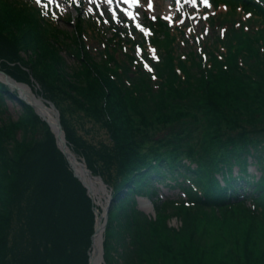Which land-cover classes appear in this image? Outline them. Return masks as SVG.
Listing matches in <instances>:
<instances>
[{
	"label": "rangeland",
	"instance_id": "374dc122",
	"mask_svg": "<svg viewBox=\"0 0 264 264\" xmlns=\"http://www.w3.org/2000/svg\"><path fill=\"white\" fill-rule=\"evenodd\" d=\"M165 1L162 0V7L156 4L151 10L150 2L146 0L144 7L152 17L172 16L173 10L166 7ZM234 16L222 17L219 24L223 28L211 27L207 31L205 27L199 32V42L194 46L198 54L194 57V65L188 66L179 60L181 55L187 59L188 54L194 56L192 48L180 49L172 45L170 48H176V56L170 57L168 44L158 43L157 54L164 67L159 68V63H154L152 69L160 81L151 83L128 70L126 87L134 98L141 96L138 104L132 100L133 109L123 113L129 124L120 118L113 123L107 122L99 108L104 102L102 89L70 71L74 68L72 60L61 55L66 67L63 66L60 73L53 65L41 60L24 30H14L11 25L1 23L0 72L42 97L39 82L31 77L28 85L21 76L17 77L18 82L7 72H11L10 66L16 60L37 75L50 99L42 98L52 101L70 139L92 165L94 173L100 175L107 195L113 201L117 175L133 166L121 165L119 157L123 153L138 151L140 157L148 158L156 152L168 155L173 144L180 145L179 139L184 140L179 146L182 153L188 152L189 148H194V153L203 150L208 154L217 150L222 152L231 147L238 149L244 143L264 149V21L250 13L247 19L240 20L238 13ZM59 29L70 35L73 25L59 24ZM59 39L70 43L62 36ZM88 49L93 57L100 59L97 52L102 48L95 40ZM11 50L15 52L14 56ZM200 54L206 57L207 70L214 71L213 66L225 65L232 78L218 73L214 75L215 83L210 73H205ZM170 58L193 80L200 79L197 86H193L192 80L191 86H183L175 79L181 90L178 93L187 98L154 92L158 89L157 83L163 82L164 78L171 82L168 77L175 70L168 63ZM233 65L250 66L251 83L240 82L234 77L230 72ZM201 73L202 78L197 79ZM206 77L213 81L209 87L214 85L217 96L204 91L202 82ZM142 83H146L147 88ZM8 88L20 97L16 90ZM117 109H114L115 113ZM0 110V122L5 123L0 126V264H88L87 253L95 224L90 198L89 202L76 203L75 192L71 191L67 198H72L73 204L62 203L56 217L53 205L58 199L52 195L55 186L49 182L53 177L54 162L48 159L52 158L53 144L56 145L54 137L48 136V130L51 132L48 125L39 121L33 112L34 117L29 111L21 115L17 102L5 97L1 99ZM182 164L189 165V162L184 160ZM247 165L253 182L264 176L263 162L248 160ZM233 173L237 174L236 167ZM245 182L241 185L252 189ZM175 183H181V180ZM165 184L166 181L161 183L158 190L154 188L157 191L154 195L133 200L134 211L147 215L151 220L149 226L125 219L123 202L109 209L111 212L103 232L105 264H264V215L254 217L245 213L249 207H242L245 214L236 217L196 208L188 212L195 211L197 219H186L183 209L169 210L174 211L172 214L161 209L163 213L156 215L153 205L161 204L156 198L164 203L182 198L179 191L168 190L170 195L164 194L161 199L158 194L166 192L162 188ZM250 203L251 199L246 200L247 206ZM259 203L264 204V197ZM159 219L162 224L158 223ZM52 224L53 228L50 227ZM77 226L82 241L78 247ZM56 228L62 231V245L55 250Z\"/></svg>",
	"mask_w": 264,
	"mask_h": 264
},
{
	"label": "trees",
	"instance_id": "16d2710c",
	"mask_svg": "<svg viewBox=\"0 0 264 264\" xmlns=\"http://www.w3.org/2000/svg\"><path fill=\"white\" fill-rule=\"evenodd\" d=\"M251 6L252 5L250 4L245 5L246 8H254ZM255 9L262 16V18H264V10L256 7ZM0 23L3 25H11V28L14 30H24L28 36L30 44L34 48V51L40 54L38 55L41 60L45 63L53 65L54 68L57 69L60 73L64 70L63 68L66 67L63 64L61 58V53L62 51H64L66 57L72 58L74 60V68H71L70 71L73 70L74 74L78 73L79 75H82L83 79L91 80L95 85L100 86V88L102 89L101 94L102 97H104V102L100 104L99 108L107 122L113 123L116 121V118H120V120H122L124 123L129 124V121L124 118L125 116L123 115V113L126 109H133V103L138 104L139 101H141V96L138 95L140 97L134 98L132 95V91L126 87L123 80L126 79L124 75L128 72V69H126V66L123 63L122 65H119L120 62L118 63V60L111 55L108 57V60L107 57L103 58L102 60H95L89 55V52L85 49L84 43L82 42V39L80 37V33L84 28L82 22L79 21L76 23L74 32H72V34L69 36L64 31H56L50 27H44L40 24L37 14L27 10L24 7L18 6L15 1L0 0ZM59 35L69 39L71 43L61 41L59 39ZM11 54L14 56L15 52L12 51ZM129 59L131 60L132 57ZM168 63L170 64L171 69L175 66L172 58L168 60ZM10 67L11 72H6L8 75L12 76L16 81L19 82V80H17V77L21 76V80H23V82L28 85L30 84L31 77L35 81L40 83V79L37 77V75H35L29 67L21 65L18 61L14 60L12 62V66ZM213 67L214 71H209L205 67L204 71L206 74L210 73V78L214 82L215 80H217L214 75L218 73H221V76L225 75L227 78H232L227 73V68L225 65ZM241 67L233 65L230 67V72L234 73V77H238L240 79V82L251 83L252 73L250 70V66L246 67L241 65ZM201 75L202 73L197 79H199ZM136 76L149 81L148 76L144 75L141 71H139ZM190 77L191 76L185 73L184 79L181 80L180 77H178L175 73L172 72V74L168 77V80H170L171 82H166V78H164V81L158 84V90H156L155 93L164 94L165 92L168 97L180 96L187 98L183 94L178 93L181 92V90L180 87L175 84V79L180 85L183 86H191L192 81H194L193 86H197L200 82V79L199 81H196V79L193 80L192 77L191 79ZM204 80L205 81L202 82V87L204 88V91L208 95L217 96L218 93L213 87L214 85L212 84L209 87V85L213 81H209L207 77ZM39 83L38 85L42 89V97L45 99H50L48 97L49 95L46 91V87H44L42 82V85ZM142 85L146 86L147 88L146 83H142ZM3 97L7 98L10 101H16L17 105L20 107L21 115H23V113L26 111H29L32 114V108L26 105L24 102L18 100L15 91L11 92L6 85L0 83V102ZM112 106L114 107V109L118 108V112L115 113ZM1 112L2 110H0V113ZM39 121H41L44 125L47 126V124L41 119ZM3 125H5V123L0 122V126ZM61 126L64 131L65 139L70 150L76 155L77 158H82L84 160V163L86 164L87 168L93 174L98 175L94 173V168L86 159L84 154L72 142L62 123ZM113 132H115V130H113ZM48 136L51 139L54 137L53 134L49 132V130ZM178 143L182 145L184 144V140L179 139ZM179 146L173 144L172 150H170V153L168 155L156 152L149 158L143 155H141L140 157L138 151L133 154H121L119 157L121 165L130 164L131 166L133 164V166L130 168V170L124 171L117 175V186L114 187L115 193H113V201L110 208L112 209L116 203L120 204V202H123L126 210L125 219L127 218L131 222L141 221L144 222L147 226H149L151 221L143 215L134 211V202L132 201V196L134 194H141L142 192L149 191L148 185L151 182L150 177L152 175L157 178L155 179V181H158V178L162 176L161 171L172 172L175 168L183 166L185 168L184 171L191 173V175H193L194 178L197 180L196 182L198 186H200L201 188L203 187V189L205 190V195L202 200H200L201 198L197 197L195 194H190V197H195V199L199 202V205L196 209H216L218 212H220V214L224 216L230 215L231 217L240 216L241 214L245 213H251L254 217H256V215H259V217H262L261 215H264V204L259 203V201L264 197V176H261L258 181L251 183V185L253 186V192L256 196L252 200L253 208L249 207V209L245 213L241 211V208L246 206L243 201L229 202L228 197L230 196V193H227L226 189V187H232L235 181H237L238 179L245 180V176H249V174L246 173V170L249 167L247 165L248 160L259 164L261 162L264 163V156L262 155L264 153V149H257L256 146L249 147L246 145V143H244L240 144V147H237L238 149H236V147H231L229 150L226 151L221 152L217 150L216 152H210L208 154L204 150L201 152L197 151L194 153V148H189L188 152L182 153L180 151ZM183 154H185L186 157H184ZM51 157L52 158L48 157V159L51 162H54V167L53 177L49 178V182L51 183V185L55 186L52 195L55 196L58 200H56L55 205H53V207L57 212L56 217H58L59 209L61 208L62 203L67 202L69 204H73V199L70 197L67 198V195H71V191L75 192L76 203H84L89 198L87 196L86 189L76 178H74L73 173L67 164V161L60 153V151L54 146V144ZM135 160L136 162H134ZM184 160H186V162H189V165L182 164L184 163ZM63 163L65 164V167ZM191 165L195 166L192 167ZM234 167H237L238 171L237 176L232 177V169ZM242 172H244L245 174L243 175ZM217 176L221 177V180L224 183V187L218 183L216 179ZM68 184L69 186H67ZM127 200H130L131 202L129 204L125 203V201ZM87 202H89V200ZM154 209L156 211V215H160V213H163V211H160L161 209L165 210L167 214L174 213V211L167 210L165 206H160L157 208L154 205ZM122 210L124 209L122 208ZM110 212L111 210L109 211V214ZM185 215L186 219H197L195 216V211H185ZM160 219L158 223H160ZM111 222L112 221L109 220V224H111ZM162 223L163 222H161L160 224ZM56 225L57 224H55V226ZM50 227L53 228V224ZM55 234L56 244L54 249L56 250L57 248L60 249L62 245L61 229L56 228ZM80 235L81 231L79 229V226H77L75 231V236L78 241L77 247L82 244V241L80 240ZM105 246L106 244L104 243V249Z\"/></svg>",
	"mask_w": 264,
	"mask_h": 264
},
{
	"label": "water",
	"instance_id": "95a60500",
	"mask_svg": "<svg viewBox=\"0 0 264 264\" xmlns=\"http://www.w3.org/2000/svg\"><path fill=\"white\" fill-rule=\"evenodd\" d=\"M0 75L2 78H0V82L4 83L8 87L16 90L20 97H18L20 100L25 102L27 105H29L33 111L36 113V115L42 119L43 122H45L51 133L54 136L55 139V145L57 149L60 151V153L63 155L65 160L67 161L68 166L70 167L74 178H76L81 185L86 189L87 195L90 198L91 202V195H92V185L98 184L101 187V190H104L106 195V185L104 184V181L102 178L98 175H94L86 166L84 163V160L82 158H77L76 155L70 150V148L67 145L65 134L62 129L61 123H60V116L59 112L54 106L53 103L44 100L40 96L32 95L30 90H28V86L18 84L14 82L11 78H9L4 73L0 72ZM22 90L25 92L26 95L30 96V102H35L38 105V109L40 110V113H47V117L49 121H45L42 115L38 114L32 104H29L27 100L25 99V94L22 92ZM35 96V97H34ZM41 117H40V116ZM112 198L110 195H107V202L104 206L103 213L100 216V222L97 226V222L95 219L94 224V232L91 236V244L89 251L87 253L88 256V264H105L104 261V248H103V232L105 231L107 220H108V213L111 206ZM92 211L94 212V208L92 207ZM96 240V245L93 247L94 241Z\"/></svg>",
	"mask_w": 264,
	"mask_h": 264
},
{
	"label": "bare ground",
	"instance_id": "6f19581e",
	"mask_svg": "<svg viewBox=\"0 0 264 264\" xmlns=\"http://www.w3.org/2000/svg\"><path fill=\"white\" fill-rule=\"evenodd\" d=\"M161 4V0H158ZM0 78H2V76L0 75ZM28 90H30V92L32 93V95H34L33 91L28 87ZM22 92L25 94V92L22 90ZM30 96L31 95H26L25 94V99L27 100V102L29 104H32V106L34 107L35 111L42 115L45 121H49L48 117H47V113H40V110L38 109V105L35 102H30ZM35 97V96H34ZM33 110V109H32ZM34 112V111H33ZM35 113V112H34ZM36 114V113H35ZM42 120V119H41ZM91 199H92V206L94 208V217L96 219L97 222V226L99 225L100 222V216L103 213V208L107 202V195L105 193L104 190H101V187L96 183L92 185V195H91ZM96 245V240L94 241L93 247H95Z\"/></svg>",
	"mask_w": 264,
	"mask_h": 264
},
{
	"label": "snow or ice",
	"instance_id": "6c2138e0",
	"mask_svg": "<svg viewBox=\"0 0 264 264\" xmlns=\"http://www.w3.org/2000/svg\"><path fill=\"white\" fill-rule=\"evenodd\" d=\"M37 3L40 2V0H36ZM149 8H151V3H149ZM145 67H147V65H145ZM149 71H151V69H149ZM153 79H155V77H153Z\"/></svg>",
	"mask_w": 264,
	"mask_h": 264
}]
</instances>
